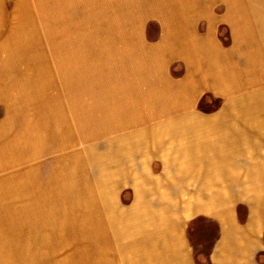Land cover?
Returning <instances> with one entry per match:
<instances>
[{
  "label": "rangeland",
  "instance_id": "obj_1",
  "mask_svg": "<svg viewBox=\"0 0 264 264\" xmlns=\"http://www.w3.org/2000/svg\"><path fill=\"white\" fill-rule=\"evenodd\" d=\"M36 1L37 0H0V46L3 42L5 43V48H0V60L5 56L6 46L14 43L15 40H17V43H15L16 46L18 45V49L16 51L21 55L24 62H28L27 59L29 57H36V54H42L44 52V37L42 35V30H40L42 46H40L39 48H35L36 45L32 43V41H30V39H33V36L36 32L32 28V23L29 22L28 12L30 8L34 10L35 5H38L39 2ZM97 2L98 4H102L100 10L101 15L99 14V16L97 17L99 24L96 25L95 31L90 35L84 33L81 35V37H79V67L81 72L86 75L84 77V83L73 84L69 82L68 87L73 89L82 85L84 88H90V92H86L85 95H81V97H79V99H76V101L85 103L87 104V106L88 104L92 105V110H88L91 113L93 112V117L97 118L95 122L99 125L103 123L104 119L105 121L109 120V123L104 122V131H106V129L108 132L111 131L110 129L112 128L109 124L110 118L112 117V114L114 112L118 111L121 113V115L132 116L138 119L141 124L137 126H130L125 130H122V132H118L116 134V136H125L127 138V141L131 137H136L137 139L141 138V140L144 137L142 143L143 141L147 142L149 138L148 135L152 134L142 135L141 133L136 132L134 128L143 127L144 125L154 121L160 122L161 120L159 119L162 118L161 116L168 109L163 108V106L168 107L171 106L172 103H177V105L183 106L185 105L186 108L195 110L196 113H201V115L206 116L205 118H188L182 120L183 125L188 126H185V129H183L185 130V132L183 133L185 134L182 140L183 143L178 142H181L179 138L181 134V131H179L180 129H178V132H174L176 130L173 131L171 129H168L165 131L163 130V128H160L161 130H163L161 132L166 135L164 136L165 145L161 149V151H158L157 154H153V157L150 155V157L147 158V162L152 165L151 167L145 166L144 164L140 163L137 154L136 160L132 162H124L126 166H129V164H131L133 171L136 169L137 172H141L142 174L144 173L151 176H157L159 179L162 178V181L164 180V178L168 177L169 182L172 179L175 182L174 177H176L177 174H183L185 176L184 178H186L187 180L191 179L192 181H195L194 179H196L197 181L199 179V185L203 188L202 179L205 178V176L203 175L204 171L206 169H208V171L214 170L216 166H200L205 163H211L205 162L211 160L206 156V151L205 156H198L196 154V152L194 151L196 149L195 146L199 144L195 139L199 138L204 142L205 138L213 137L214 140H212V142H215V144H211V142H208L206 144V141L204 144L201 143L200 146L211 149L213 145V148L215 150L213 152L216 155L217 153L221 152L219 156L223 153L238 155L239 150L237 149H240L242 146H244L245 141L241 137L243 135L235 133L234 130L239 132L240 129H242L241 127H244L245 129L250 130V132L252 133L253 129L248 127V123L255 122L257 120L259 122H262L261 114L262 110H264V98L262 95L261 97L257 96L256 98L253 94L256 95V92H261V89H264V83L259 84L264 81V51L262 53L260 52V55L257 53L253 55L254 48L258 47V40L256 41L254 33H258L259 30L255 28L254 32L249 31L252 30V27L250 26V21H248L249 19L247 20L246 16V12L248 11L249 16H251L252 18L253 24H255V5H252L250 3H247L246 5L244 2H242V0H96V3ZM78 5L81 6L75 10H71L69 12L65 11L63 17L65 18V15H68L67 22L66 24L64 23L63 27L59 28V31L55 33L57 37H60L61 35H63L64 37H66V35L68 37H74L78 35L77 33L81 31L80 29L85 25L84 22L86 21L82 20L81 12L83 10L93 11L95 7L94 1L85 4L80 3ZM119 6H121L122 9H120ZM45 7H47L48 15L50 8L48 6ZM98 8H100V5H98ZM123 10L124 13H128V16L123 15ZM256 10H259V6L257 5ZM171 11L173 13L176 12L175 16L180 15L179 19H177L178 21H176L178 23H183L180 32H183L182 30L189 32L191 29V34L194 35L195 33L193 37L204 36V33L208 30L207 28H212L214 25V32L213 30H211L212 33H214V35L222 42V44L228 45L231 42V40L229 39V31L231 29H229L230 27L227 20L232 21L231 25L235 26V30L237 33L241 32L246 34L248 32L246 34V46H244V49L246 51L247 57V72L251 73L252 76L248 84L243 83L241 93L238 96L234 94L231 100L233 103H236L234 107H238L237 109H232L231 111L234 114H242L240 115V117L230 119H214L209 117L214 115V113L218 112L219 110L221 111L222 109H226L232 103L229 105V103H227L224 99L215 98L212 96V94L207 92H205L197 100V102L191 99L188 100L187 98L189 96H192V91L195 89V84L199 86L198 88H202L204 86L201 79L196 80L195 83H193L192 81H186L184 85L181 84L182 94H184L185 97L183 98V96H181L178 101L176 99L174 100L172 95L166 96L167 99L161 100H155L154 96H151L148 99L141 98L140 100H131L129 98L131 94L130 92H128V90H133L134 92L138 91L139 89L142 90L145 88H151V90H153L158 87H164V84L157 83L158 81L155 77V66L157 64L158 54L150 53L151 51L144 53H134L133 49L142 48L145 40L152 41L158 31L162 29L167 34H171L169 31H167L171 27L170 21L167 20L168 18L166 15L167 12ZM48 16L49 21H51L50 15ZM34 18L38 23L37 19L39 18V16ZM174 26L175 29L179 28V26L177 25H172V28H174ZM43 30L48 37L50 30L49 26H47V30L43 27ZM52 35H54V33ZM192 35L185 34L183 35V38H191ZM174 36H178L179 38V33ZM162 44H164V42H162ZM257 55L259 58L257 61L258 67L256 68L257 65L256 63H254L253 58ZM102 57L108 58V61L111 62L104 64V61H102ZM96 58L100 60V64L98 66H95L96 68L91 65L88 69L87 62L89 61V59L95 60ZM24 62L20 63L19 61H15L14 63L9 64L7 67L0 64L1 155L7 147V142L11 139L18 138L21 134V129H19V127H16V130H11V132L9 131L10 134L8 132V129L11 128L8 127L9 123H7V119L16 118V121H19L23 116L22 114L9 113V111L6 109V105L8 104L9 100H12V98L14 97L13 95L18 93L15 89L18 90L19 87L21 90H23L21 87H26L28 91L33 92V97L37 94V92L35 93L36 88L42 91L48 89L44 84L38 83V80H36L34 74L29 75V73H32L30 72L31 70L33 71V73H35V68L37 66H32V64ZM117 62L119 65H116ZM179 66L180 65L178 63H175V65L171 68L170 71L173 78L177 76L176 74L178 73L177 71ZM22 69L26 70H24L25 74H22ZM80 80L83 79L81 78ZM149 80L153 81V88L151 86H148ZM252 82L256 83V86H251L250 84H252ZM233 83H235L234 78ZM12 84H16L17 87L14 86L12 88ZM55 86L57 87V84H55ZM91 89L93 91L92 93ZM59 91L61 92V90ZM6 95H8L9 100L4 99ZM149 95H152L151 92L149 93ZM49 97L51 100L50 94ZM248 98H250V101H248ZM52 99H54L53 96ZM55 99L62 100L67 103L66 109H68V107L71 106L70 101L73 100V97H66V95L62 97V95L60 94L59 96H55ZM150 104L157 105V108L151 109L149 107ZM191 105L194 106V109H192L191 107H187ZM133 107L136 108L137 112V109H140V112L142 113L139 116L131 114L130 110H133ZM248 110L252 111L249 112ZM64 115L74 116L75 112H65ZM169 120L174 121L170 122ZM175 123L177 124L175 125ZM178 123L179 122L173 118L167 119V121H164L161 124H157L159 125L158 127H169L170 124L178 126ZM93 124L95 125L94 121ZM212 127H222L230 130L222 132L217 129L216 134H211V132L210 134H198L201 129L206 130L207 128ZM251 133L247 132V134L245 135L250 138L252 136ZM171 134H175L174 140ZM153 136L155 137L156 135ZM156 137L158 138L159 136ZM130 140L134 141L135 139L131 138ZM106 141L107 139L105 138L97 140L95 142L94 149L96 152L105 153L106 157L104 160L110 163L113 161V154L109 150H107L108 144L106 145ZM170 141H172L174 144L169 143ZM185 143H192L191 146L194 148L193 151L189 150L185 152L189 153L190 155L192 154V152L194 153L192 156L188 157V163L190 165L181 168L175 166V163L177 162L175 161V155L177 153V149L181 148L182 150H185V146H183L186 145ZM244 152L245 151H242L240 154L247 153ZM54 153L57 152H55L54 150H47L45 153L40 154L32 162V164L34 163V175H31V179L32 182L35 183V185L41 186L47 184L49 178L53 174V170H59L58 167H61V165H56V157ZM236 155L235 157L231 158H244H241L240 156L236 157ZM219 156H216L215 160L214 158H211L212 160L216 161V165H218ZM4 161L5 160L1 161L2 167L4 165ZM164 162L166 166L162 165V163ZM237 162H239V160ZM81 166L82 165H78V167ZM89 166L88 168H91L94 173L98 171L97 168L92 164ZM238 168L243 170V168L245 167ZM252 168L253 167H250L249 169L251 170ZM121 169L117 170V174H121ZM178 169H183L184 173H179ZM197 169L201 171V175L199 177L195 175V170ZM218 169L220 174L224 171L230 172V169H228L227 167ZM251 172L252 171H250V173ZM191 174H193V177L191 176ZM1 175L2 174L0 173V176ZM127 177H129L128 173L125 174V177H114V179L112 180L115 185L114 191L112 183L108 182V180L104 181L105 184L101 194H103L102 199L108 204V206L116 202L118 207L125 210L134 203L135 192L139 189V187L143 189V185H141L139 179H137L139 181L136 180L137 182L135 184L134 182L128 181L127 183H120L118 185L121 180ZM18 178L19 180H30L29 176L25 177V175L21 174ZM110 179L111 178H109V180ZM252 181L253 180L250 178L249 180H246L245 183H243L244 186H247L248 190H251V192H240L242 195L236 193L238 195L233 198L231 202L229 200V203L231 204V207L233 209V217L237 222L247 224L248 222L252 221L255 224L260 223L259 225L262 226L264 225L261 222V219H263L264 217L262 216V206L260 207L261 204L259 205L258 212L253 217L251 204L252 202L255 203L257 201L256 199H253V196L255 194H259V196L262 194L261 188L264 184V175H260L255 182ZM56 182L61 184L62 182H66V180L60 176ZM81 183L83 182H80V185L78 184V182L74 183L75 187L77 186L79 188L78 191H76L77 196H74L71 199V201L73 200V202H68V204L72 203L73 206H71L70 208H66L63 212L65 215L69 214V219L66 220L64 214L61 212H59L58 214L59 222L61 223V225H59L64 226L66 224L65 227H68L66 236L62 234V237L64 239L60 243L56 242V234L61 230H59L60 227L57 228L53 224V212L50 210V208L45 209L43 207H37L36 203L31 202L26 205H22V209L25 210V214L21 216L18 212L21 210V206H0V233L4 237L0 243V264H115V261H112L113 253L109 252L111 237L109 234V229L104 222V215H102V223L98 224L97 220L99 221L100 219L97 218L98 216L100 217L99 212H97L95 208H87L83 206L84 203L88 201L89 196L87 195L86 197L85 194L87 188H84ZM153 183L151 184V189L149 183H146L144 185V188L147 187L149 188L148 190H156L158 193H153L154 195L159 194L161 191H163L162 188L164 189V183ZM193 183L194 182L190 184V188H195L196 184ZM221 183V181H215L214 187H221ZM171 186H173L172 189H175V184ZM232 186L238 187V183H232ZM49 194L50 193L48 191L36 192V190H33L31 192H26L24 195H27L29 200H33L35 198L38 199L37 197L46 198ZM17 195H19V192L12 194L0 193V199H5ZM65 197H67V195ZM144 201H146L148 206L151 205L152 207H156L159 205V198L151 197V199L146 198L144 199ZM65 203L67 204V201ZM181 205H183L182 202ZM179 212L180 210L176 208L175 212L173 213L174 216L172 217L175 222L173 220L171 223L176 224L178 222V219L180 218L178 216L183 215L182 224H184L186 228L187 238L192 246L191 248L195 256L196 264H212V262L210 261V254L214 248L212 241L219 238L220 222L222 223L220 215L215 210L194 211L187 212L182 215H177ZM251 216L253 217V219H250ZM218 219L220 220V222L218 221ZM249 219L251 221H249ZM25 222L27 224L26 228L22 227L23 223L25 224ZM17 236L20 237L18 241L16 238ZM8 238L11 240H8ZM63 245L68 247L66 252L60 255L62 251H59L56 253L58 255H56V249ZM258 255L259 262L261 264H264V254ZM115 257L116 256L114 254V258Z\"/></svg>",
  "mask_w": 264,
  "mask_h": 264
},
{
  "label": "crops",
  "instance_id": "obj_2",
  "mask_svg": "<svg viewBox=\"0 0 264 264\" xmlns=\"http://www.w3.org/2000/svg\"><path fill=\"white\" fill-rule=\"evenodd\" d=\"M242 2L246 5L247 3L255 5V24H253L247 8L246 16L247 20L249 19L248 21H250V26L252 27V30L249 31L254 32L255 28L259 30L258 33H254L256 41L258 40V47L254 48L253 55L256 53L260 55V52L262 53L264 51V0H242ZM256 5L259 6V10H256ZM166 15L168 18L167 20L170 21L171 27L166 30L171 34H167L162 29L158 31L152 41L145 40L142 48L133 49L134 53L151 51L150 53L158 54L157 64L155 66V77L158 81L157 83L164 84L165 88L163 86L153 90H151V88H145L134 92L133 90H128L131 94L129 98L131 100H140L141 98L148 99L149 97L154 96L155 100H161L167 99L166 96L172 95L174 100L176 99L178 101L181 96H183V98L185 97L184 94H182L181 84L184 85L186 81H192L195 83L196 80L201 79L204 86L202 88H198L199 86L195 84L192 96H189L187 98L188 100L191 99L197 102V100L205 92H207L212 94L215 98L224 99L227 103H229V105L232 103L227 108L225 107L226 109H222L221 111L219 110L214 113V115L209 117L214 119H230L240 117L242 114H234L231 111L232 109L238 108L237 106L234 107L236 103H233L231 100L234 94L238 96L241 93L243 83L248 84L251 80L252 74L247 72V57L244 49V46H246V34L248 32L246 34L241 32L237 33L235 26L231 25L232 21L227 20L230 27L229 29H231L229 31V39L231 42L228 45H224L219 39H217L214 33H212L211 30L214 32L215 28L214 25L212 28H207L208 30L204 33V36L193 37L195 33L192 35L191 29V32H187L185 30L180 32L183 23L176 22L180 16L173 17L169 14V12H167ZM172 25L179 26V28H176L177 31L175 26L172 28ZM177 33H179V38L178 36H174ZM185 34L192 36L191 38L185 37L184 39L183 35ZM162 42H164V44H162ZM258 58V55L253 58L254 63L257 65L256 68L258 67ZM175 63H178L180 66L177 71L178 73L176 74L177 76L173 78L170 70ZM233 78L235 79V83H233ZM263 83L264 81L259 84ZM250 85L256 86V83L252 82ZM148 86L153 88V81L149 80ZM150 92L152 95H149ZM263 93L264 89H261V92H256V95H253L256 98L257 96L261 97L262 95L264 98ZM250 98H248V101H250ZM187 107L194 109L193 105ZM164 108L168 109L161 116L162 118L159 119L161 120L160 122L154 121L144 125L143 127L134 128L136 132L141 134L159 136V139H157L159 142L155 143L153 146H151L149 142L144 141L143 144L139 146L122 142L113 148V150L117 152L116 164L123 167L125 169L124 171H126L129 176L121 180L118 185L120 183H127L128 181L134 182L135 184L140 180L141 185H143V189L139 187V189L135 192L134 203L125 210L118 207L116 202L112 203L110 206H106V208L113 206L109 209L113 214L112 220H110L107 216L109 211H103V213L105 212L104 215L107 217L106 220L110 221L106 223V226L109 229V234L111 233L109 252L113 253L112 261H115V264H196L195 256L191 248L192 246L187 238L186 228L184 224H182V214L194 211L215 210L220 215L222 223L218 219L220 222V233L219 238L212 241L214 246L210 254V261L212 264H261L258 259V254H264V225L260 226V223L255 224L250 219H253L254 215L258 212L260 204V207L262 206V216H264V184L261 188L262 194L260 196L259 194H255L253 196V199H256L257 201L255 203L252 202L251 204L253 217H250L249 221L251 222H248L247 224L239 223L234 219L233 209L229 200L231 202V200L238 194L248 193L249 191L251 192V190H248L247 186H244L243 184L246 180L251 178L255 182L260 175H264L262 172L264 171V110H262L261 114L262 122L257 120L255 122L248 123V127L253 129L252 133L244 127H241L242 129H240L239 132L234 130L235 133L243 135L241 137L246 144H244V146L240 149H237L239 150V154L237 153L238 155L223 153L219 156L221 152L216 155L213 152L215 151L213 145L211 149L200 146L201 143L204 144L206 141V144L208 142L215 144V142H212V140H214L213 137L205 138L204 142L201 139L196 138L195 140L199 145L195 146V150L191 146L192 143H185L186 145H183L185 146V150H182L181 148L177 149V153L175 155V161H177L175 166L177 167L183 168L190 165L188 163V157L192 156L194 152H192L191 155L185 152L189 150H194L198 156H205L206 151V156L209 157L208 159L211 161L206 159L208 161L205 162L211 163H205L200 166H216L214 170L208 171V169H206L204 171L203 175L205 178L202 179V188L199 185V179L197 181L196 179H194L195 181H192L191 179L187 180L184 178L185 176L183 174H177L176 177H174L175 182L173 179V181L170 180L169 182L168 177L164 178L163 182L162 178L159 179L157 176H151L144 173L142 174L141 172H137L136 169L133 171L131 164L126 166L124 163L125 161L132 162L136 160L138 155L140 163L151 167L152 165L147 162V158H149L150 155L153 157V154H157L158 151H161L165 145L164 136L166 135L161 131L171 129L173 131L176 130L174 132H178V129H180L179 131H181V134L179 138L181 142H178L183 143L182 140L185 136V134H183L185 130L183 129H185L186 125H183L182 120L188 118L199 119L206 117L201 115V113H196L195 110L186 108L185 105H177V103H172L171 106ZM248 111L250 112L252 110ZM173 118L179 122L178 126H175L177 123H175V125H171V123L169 127H158L159 125L157 123L161 124L162 122L167 121V119ZM169 121L172 122L174 120ZM160 128H163V130ZM217 129L222 132L230 130L222 127H212L207 128L206 130L201 129L202 131L200 130L198 134H210V132L211 134H216ZM247 132L251 133L252 136L250 138L245 135ZM171 136L174 140L175 134H171ZM169 143L174 144L172 141ZM242 151L247 153L244 152L245 154H240ZM235 155L236 157L240 156L241 158H244H231L235 157ZM129 156H131V158H129ZM216 156H219L218 165H216V161H214ZM211 158H214V160ZM238 160L239 162H237ZM162 165L166 166L165 162L162 163ZM221 166L227 167L230 169V172L224 171L220 174L218 168H222ZM238 167L245 168L241 170ZM250 167H257L259 173L261 171L262 174L255 177L249 175L248 172L250 171ZM178 172L184 173V170L178 169ZM200 173L201 171L199 169L195 170V175L198 177L201 175ZM192 175L193 174H191V176ZM217 180L222 182L221 187H214L215 181ZM161 182L162 184L164 183L165 186L164 189L162 188L163 191L159 193L160 195L153 194L158 193L156 190H148L149 188L147 187V189L144 188L146 183H149L151 189L152 183L161 184ZM192 182H194L193 184H196L195 188L189 187ZM232 183H238V187L232 186ZM173 184H175V189H172L173 186L171 185ZM151 197L159 198L158 206H148L146 201H144V199H151ZM181 202L183 205H181ZM176 208L180 210L177 215L182 216H178L180 218L178 219V222L174 224L171 222L174 220L172 217L174 216L173 213ZM261 220L264 224V217ZM114 254L116 256L115 258Z\"/></svg>",
  "mask_w": 264,
  "mask_h": 264
},
{
  "label": "bare ground",
  "instance_id": "obj_3",
  "mask_svg": "<svg viewBox=\"0 0 264 264\" xmlns=\"http://www.w3.org/2000/svg\"><path fill=\"white\" fill-rule=\"evenodd\" d=\"M37 1L39 3L38 5H35L34 10L30 8L28 12L29 22L32 23V28L36 32L33 39H30V41L36 45L35 48L42 46L40 38V30H42V35L44 37V52L42 54H36V57H29L27 59L28 62H24L21 55L16 51L18 49V45L16 46L15 43H17V40H15L14 43L6 46L5 56L0 60V64L7 67L15 61H19L20 63L24 62L32 64V66L36 65L37 67L35 68V73L31 70L30 72L32 73H29V75L34 74L38 83L44 84L48 89L42 91L36 88L35 93L37 92V94L33 97V92L28 91L26 87H21L23 90L18 87V90L15 89L18 93L13 95L14 97L12 100H9L8 95L4 97L5 100H9L6 105V109L9 113L22 114L23 116L19 121H16V118L7 119V123H9L8 127L11 128L8 129V132L16 130V127H19V129H21V134L18 138L9 140L3 154L1 155L0 153V173L2 174L0 176V193L12 194L19 192V195L0 199V206H21V210L18 211L21 216L25 214V210L22 209V205H26L31 202L36 203L37 207H43L45 209L50 208L53 212V224L57 228L60 227L59 230L62 231V233L60 231L56 234V242L60 243L64 239L62 234L66 236L68 227H65V223L64 226H60L61 223L59 222L58 214L59 212L63 213L66 208L73 206L72 203L68 204V202L71 201L74 196H77L76 191H78L79 188L77 186L75 187V182H78L79 185L80 182H83L81 184L84 188H87L85 195L86 197L88 195L89 198L83 206L87 208H95L96 211L99 212L100 217H97L100 218L99 221L97 220L98 224L102 223L103 218L105 224L110 222L109 220H106L107 217L104 215L105 212L103 213V211H109L107 216L110 220H112L113 214L109 209L113 206L106 208L108 204L102 199L103 194L101 193L105 184L104 181L108 180V182H111L114 191L115 185L112 181L114 177H125L126 174L124 171L125 169L123 167L121 169V167L116 164L117 152L114 151L113 148L122 142L139 146L143 144L142 140L144 137L142 140L141 138L137 139L136 137H131L135 140L131 141L130 138L127 141L125 136H116L118 132H122V130H125L130 126H137L141 124L135 117L121 115L118 111L114 112L110 118L109 125L112 128L110 129L111 131L108 132L107 129L104 131V122L109 123V120L105 121L104 119L103 123L99 125L95 122L97 118L93 117V112H89V110H92V105L88 104L87 106L85 103L76 101V99H79L81 95H85L86 92H90V88H84L82 85L73 89L68 87L69 82L73 84L84 83V77L86 75L81 72L79 67V37H81L84 33L90 35L95 31L96 25L99 24L97 17L99 14L101 15L100 10L102 4H98V2L96 3V0ZM92 1H94L95 4L94 10H83L81 12L82 20L86 21L84 22L85 25L80 29L81 31L77 33L78 35L74 37H68L67 35L66 37L63 35L57 37V35H55V33L59 31V28H62L63 24H66L67 22L68 15L66 14L65 18L63 17L65 11L69 12L71 10H75L81 6L78 4H85ZM97 4L100 5V8H98ZM45 6L50 8L48 15H50L51 21H49L47 7ZM119 8L122 9L121 6H119ZM172 13V11L169 12L171 16L176 17V12ZM123 15L128 16V13H124L123 10ZM37 16H39L37 19L38 23L34 18ZM47 26L50 28L48 37L43 30V27L47 30ZM53 33L54 35H52ZM0 48H5L4 42L1 44ZM102 58L101 59L104 61V64L111 62L108 61V58ZM99 61L100 60L97 58L95 60L89 59L87 62L88 69L91 65H93V67L98 66L100 64ZM116 65H119L118 62ZM22 70V74H25V69ZM81 78L83 80H80ZM55 84H57V87ZM14 86L17 87L16 84L11 85L12 88ZM59 90H61V92ZM92 92L93 91L91 89V93ZM49 94L51 96V100ZM60 94L62 97L65 95L66 97H73V100L70 101L71 106H69L68 109H66L67 103L62 100L55 99V96H59ZM52 96L54 99H52ZM149 107L151 109H155L157 108V105L150 104ZM137 110L138 112L135 108H133L130 112L133 115H140V110ZM65 112H75V115L65 116ZM93 121L96 126L93 124ZM148 136L149 138L147 142H149L151 146L159 142L157 140L159 138L156 136ZM101 138L107 139V150L113 154V161L110 163L104 160L106 157L105 153L96 152L94 149L95 142L99 139L101 140ZM47 150H54L57 152L54 153L56 157V165H61V167H58L59 170H53V174L49 178L47 184L37 186L31 179V175L34 173V163L32 164V162L40 154L45 153ZM129 158H131V156H129ZM2 160H5L3 165L4 168L1 166ZM91 164L96 167L98 171L94 173L91 168L89 169L88 166ZM78 165L82 166L78 167ZM120 169L121 174H117V170ZM252 169L250 170L252 171L251 173L248 170L249 175H259L257 167H253ZM262 172L264 173V171ZM262 172L260 171V174H262ZM20 174L25 175V177L29 176L30 180H19L18 177ZM60 176L63 177L66 182H62L61 184L57 183L56 181ZM109 178L111 179L109 180ZM33 190H36V192L48 191L50 194L46 198L37 197L38 199L35 198L33 200H29L28 196L24 194ZM66 195L67 197H65ZM66 201L67 204L65 203ZM71 202H73V200ZM102 215H104L103 218ZM64 216L66 220L70 217L69 214H64ZM22 227H27L26 222L25 224L23 223ZM3 238L4 237L0 233V243ZM16 238L18 241L20 237L17 236ZM8 240L11 239L8 238ZM67 248L68 247L65 245L60 246L56 249L55 254L62 251V253H60V255H62L66 252Z\"/></svg>",
  "mask_w": 264,
  "mask_h": 264
}]
</instances>
